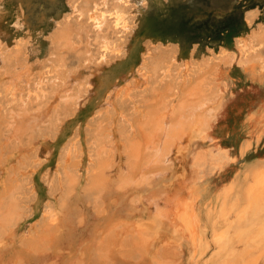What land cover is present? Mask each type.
<instances>
[{
	"label": "rangeland",
	"instance_id": "obj_1",
	"mask_svg": "<svg viewBox=\"0 0 264 264\" xmlns=\"http://www.w3.org/2000/svg\"><path fill=\"white\" fill-rule=\"evenodd\" d=\"M102 2L0 0V264H40L54 254L59 264L77 259L86 264L90 254L105 249L107 257L126 264L143 259L153 264H189L194 249L189 231L173 226L163 213L164 201L149 198L153 190L143 182L155 183L154 190L160 188L164 195L180 193L186 172L181 161L175 156L150 166V153L145 151L137 162L131 161L128 146L143 143L140 124L149 112L166 105L177 109L201 87L213 93L216 114L207 137L193 138L187 150L193 157L211 146L229 160L212 172L208 185L232 187L230 216L242 211L257 173L264 169V44L261 58L240 64L237 41L264 22V0L129 1L126 7L134 21L127 28L115 29L110 22L102 28L101 33L121 48L104 59L101 34L88 18L96 5L104 7ZM113 3L108 0V5ZM247 18L252 19L250 27ZM66 28L74 33L76 48L62 49L68 63L65 70L75 78L88 71L81 96L77 85L50 81L39 100L24 103L14 98L7 78L27 70L30 84L21 83L20 90L28 92L55 56L57 35ZM88 49L97 61L83 70L82 56ZM212 50H226L225 59L233 57L234 62L214 61L207 66L203 62V68L184 80L187 57L196 63L208 59ZM137 74L144 76V84ZM106 92L108 100L115 101L109 109L99 103ZM30 122L38 126H27ZM73 143L75 150L69 155ZM102 159L110 163L113 176L130 175L141 189L98 197L91 185ZM13 206L19 209L17 215L4 223ZM78 222L81 226L71 235L73 247L57 246ZM210 232L212 228L207 233L212 239ZM237 249L242 251L243 246L237 244ZM216 253L197 256L199 264ZM259 264H264L263 252Z\"/></svg>",
	"mask_w": 264,
	"mask_h": 264
},
{
	"label": "bare ground",
	"instance_id": "obj_2",
	"mask_svg": "<svg viewBox=\"0 0 264 264\" xmlns=\"http://www.w3.org/2000/svg\"><path fill=\"white\" fill-rule=\"evenodd\" d=\"M102 1L105 3L104 7L96 5L94 9L88 11V18L94 28L101 34L100 56L104 59L109 52L119 53L121 48L117 41L109 39L101 33L103 26L110 22L115 29L127 28L134 21L135 17L128 13L126 7V3L132 0H114L112 5H108V0ZM254 15L255 12L253 10L250 11L249 16L252 17ZM247 19L250 27L252 19ZM263 31L264 22L257 25L254 30L249 28L247 37L237 39L240 64H245L252 59L262 57L259 54V50L264 44ZM73 39L74 33L68 28L59 32L56 42L57 51L52 52L55 56L49 58V62L45 65L40 79L34 82V85L29 88L28 92L25 93L24 90H20L21 83L26 81V83L30 84L27 81L30 80L27 70L24 71L22 69L20 72L18 71L19 73L15 77H8V91L11 92V95L14 98L20 97L24 103H28L32 98L39 100V97L45 94L48 82L51 81L53 85H57L58 83L65 85V82H69L71 88L77 85L80 90L78 96H81L88 71H83L86 77L83 75L75 78L71 70H65L68 66L67 59L61 55L63 53L62 49L73 50L76 48ZM214 53L213 50L210 51L208 59L198 60L196 63L192 61L190 56L187 57L184 69L182 70L184 80L189 79L196 68H203V62H205V66L214 61H222L226 64L234 62L233 57L225 59L227 56L226 50H218ZM82 59L85 66L83 70L91 69L94 61H97L90 52V49L86 50ZM216 67L218 68V66ZM24 76L27 79H23ZM137 80L139 83L144 84V76L142 77L140 74H137ZM205 82L206 84L212 83L208 78ZM125 90L126 95L131 94L130 88L127 87ZM207 91L208 89L204 90L202 87L196 89L191 92L189 102L186 103L184 101L177 109H169V105H166L163 110L157 109L156 111L149 112L146 119L140 124L143 143L140 141L136 143L135 141L131 142L128 146V157L131 161L137 162L144 151L150 153L147 162L150 166L175 159L181 161L183 165L182 170L186 172L182 174L180 180V193L169 191L168 195L166 193L164 195L160 191V188L154 190L155 183L152 184L147 179H144L143 182L148 183L153 190L149 198L155 197L159 200L162 199L160 201H164L162 205L163 213L170 218V221L174 224L173 226L181 225L185 230L189 231L194 245V249L192 250L193 258L189 264H193L194 262L195 264H199L198 260L200 258L197 256L200 255L202 259L205 255H211L213 252H217L216 255L204 264H259V258L262 252L264 253V169L257 173L255 188L248 192V202L242 211L237 216H230L227 209L232 187L224 185L212 189L208 185V178L213 174L212 172L216 171V169L217 171L222 169L229 160L215 153L211 146L200 147L201 149L193 157H190L187 150L193 138L199 137L203 140L207 137V131L216 114L213 93H208ZM109 92L103 94L99 100L100 105L106 109H109V106L113 103L115 104V101L108 100L110 96ZM122 92L119 90L117 94L121 95ZM118 113L123 121L126 120V115L121 110ZM173 113L175 116H173ZM32 123H27V126ZM30 126H38V124L35 123ZM75 146L76 144L74 143L71 145L68 151L69 155L75 150ZM181 148H185V151L181 152ZM175 156L176 158L174 159ZM110 167V163L102 159L93 177L91 190H94L98 197L110 195L114 191H117L119 194H127L141 189L142 185L139 186V181H134L130 175L118 174L113 176L110 173ZM142 172L144 173L145 171ZM134 183L135 185H133ZM18 211V207L13 206L11 213H8L10 217L4 223L13 222ZM80 222L73 225L75 227H73L72 231H69V234L64 236L57 246L71 245L73 247L71 239L74 236L71 235L78 230L77 227L81 226ZM210 228H212V232H210L212 239H209L207 236ZM237 244L243 246L242 251L237 249ZM105 250L102 253L90 254V259L86 264H126L107 257L108 252ZM56 260L57 258L54 254L51 258L44 259L40 264H59L56 263ZM61 264H83V262L77 259ZM135 264L153 263L149 259H143V261Z\"/></svg>",
	"mask_w": 264,
	"mask_h": 264
}]
</instances>
